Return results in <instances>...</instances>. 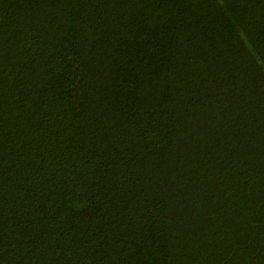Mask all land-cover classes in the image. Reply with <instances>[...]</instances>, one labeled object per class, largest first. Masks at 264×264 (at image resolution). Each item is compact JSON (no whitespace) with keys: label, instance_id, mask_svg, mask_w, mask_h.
Wrapping results in <instances>:
<instances>
[{"label":"trees","instance_id":"trees-1","mask_svg":"<svg viewBox=\"0 0 264 264\" xmlns=\"http://www.w3.org/2000/svg\"><path fill=\"white\" fill-rule=\"evenodd\" d=\"M0 264H264V0H0Z\"/></svg>","mask_w":264,"mask_h":264}]
</instances>
